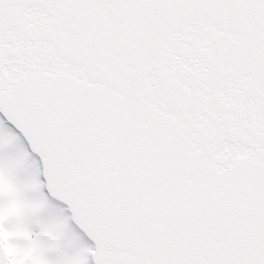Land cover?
Returning <instances> with one entry per match:
<instances>
[{
  "label": "snow or ice",
  "instance_id": "1",
  "mask_svg": "<svg viewBox=\"0 0 264 264\" xmlns=\"http://www.w3.org/2000/svg\"><path fill=\"white\" fill-rule=\"evenodd\" d=\"M0 264H264V0H0Z\"/></svg>",
  "mask_w": 264,
  "mask_h": 264
}]
</instances>
